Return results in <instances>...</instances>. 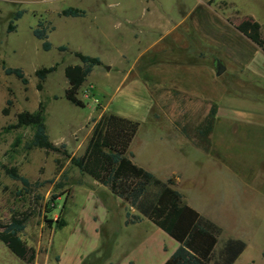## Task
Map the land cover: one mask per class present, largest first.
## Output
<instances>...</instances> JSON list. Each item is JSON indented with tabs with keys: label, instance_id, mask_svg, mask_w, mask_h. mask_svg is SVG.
<instances>
[{
	"label": "rangeland",
	"instance_id": "obj_1",
	"mask_svg": "<svg viewBox=\"0 0 264 264\" xmlns=\"http://www.w3.org/2000/svg\"><path fill=\"white\" fill-rule=\"evenodd\" d=\"M71 8L86 15L64 16ZM247 18L261 26L257 42L238 30ZM38 29L47 30L50 51ZM263 50L264 0H0V231L13 217L27 218L21 236L35 250L33 264H59L77 220L93 210L104 234L93 258L122 251V240L111 250L105 234L121 228L123 202L105 187L91 189L94 179L62 153L30 149L32 129H10L43 102L52 143L81 157L93 120L108 116V150L133 152L138 166L174 181L188 205L221 226V240H243L247 251L236 264H264ZM76 53L102 62L79 93L86 108L66 98L65 70L82 66ZM218 61L226 68L220 77ZM4 66L22 70L29 84ZM53 67L39 92L36 72ZM212 108L213 130L203 135ZM58 219L66 227L58 229ZM0 264L26 263L0 241Z\"/></svg>",
	"mask_w": 264,
	"mask_h": 264
},
{
	"label": "trees",
	"instance_id": "obj_2",
	"mask_svg": "<svg viewBox=\"0 0 264 264\" xmlns=\"http://www.w3.org/2000/svg\"><path fill=\"white\" fill-rule=\"evenodd\" d=\"M22 15V13H18L16 19L21 18ZM63 15L83 17L86 13L83 10L71 8L64 11ZM15 29L16 27L12 23L9 26V32H13ZM238 30L255 42L259 41L262 36L260 24L252 18H247L241 23ZM46 31L38 29L34 35L44 42V50L50 51L51 45L47 41ZM60 50L66 51L67 49L61 47ZM76 57L81 61L82 66L66 68L65 76L69 83L66 98L72 105L86 108V103L79 98V93L94 68L101 66L102 62L98 58L85 56L81 53H76ZM3 68L7 75L15 76L26 86L29 84L22 70L7 69L5 66ZM56 70L57 67H53L36 72L39 80L37 85L39 92L44 90V83L49 75ZM10 94H12L11 91ZM13 105V100L9 99L3 114L9 115ZM216 114L217 108H212L202 130L203 135H209L212 132ZM93 122L92 136L81 157L72 156L66 145L57 146L50 141L46 126V107L43 102L40 103L35 113L18 114L17 123L10 129H32L34 135L29 143L30 149H40L47 153H62L74 167L79 169L82 175L89 176L108 187L114 196L126 201L130 207L136 209L140 215L134 216L128 211L127 225L139 223L145 218L177 241L181 246L169 264H210L216 254L220 238L224 234L223 228L188 205L183 194L176 189L174 181H163L145 168L138 166L132 160V154L128 156L108 150L105 144L106 130L109 124L108 116L103 115L99 120L94 119ZM179 131L182 135L187 136L184 128ZM4 169L11 179L22 182L25 187L31 186L30 181L21 176L17 169L7 167ZM53 205L54 207L51 208H55V203ZM26 223L27 218L13 217L11 223L4 228L5 230L0 231V241L19 260L26 264H33L36 258L35 250L29 248L21 236L26 229ZM55 224L58 229H63L67 223L65 219H58ZM246 249L247 244L244 241L230 239L219 252V258L215 264H235Z\"/></svg>",
	"mask_w": 264,
	"mask_h": 264
},
{
	"label": "crops",
	"instance_id": "obj_3",
	"mask_svg": "<svg viewBox=\"0 0 264 264\" xmlns=\"http://www.w3.org/2000/svg\"><path fill=\"white\" fill-rule=\"evenodd\" d=\"M96 120H99V118ZM93 127H91V132L93 131ZM131 154L133 155L132 160L135 162V154L133 152L130 151L126 155L130 156ZM94 186L105 187L109 190L108 187L97 181L91 185V189ZM120 200L125 207L122 210V226L118 231L119 233L117 232L119 237L115 232H106L105 236L108 239H105V244L112 250L111 247L113 246L114 248L120 238L122 240L120 250L122 249V251L117 255L106 254L107 258L105 260H96L93 258L98 251V244L102 242L104 234L102 232L103 230H101L102 227L98 224L96 213L93 210H87L79 217L77 220V229L72 233L70 240L60 250L59 264H169L173 255L181 245L148 219L144 218L139 223L127 225L126 215L128 211L134 216L140 215V213L130 207L126 201ZM106 209L104 211L105 216L110 213L112 208L108 207ZM223 236L220 238L216 248V254L210 264H215L219 258V252L228 240H240L234 237L221 240ZM246 251L247 249L236 263L239 262Z\"/></svg>",
	"mask_w": 264,
	"mask_h": 264
},
{
	"label": "water",
	"instance_id": "obj_4",
	"mask_svg": "<svg viewBox=\"0 0 264 264\" xmlns=\"http://www.w3.org/2000/svg\"><path fill=\"white\" fill-rule=\"evenodd\" d=\"M217 66H218L217 76L220 77L225 73L226 68L223 66V64L220 61L217 62Z\"/></svg>",
	"mask_w": 264,
	"mask_h": 264
}]
</instances>
